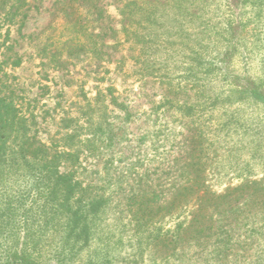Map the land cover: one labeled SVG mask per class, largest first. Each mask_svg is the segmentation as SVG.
<instances>
[{
    "label": "rangeland",
    "instance_id": "obj_1",
    "mask_svg": "<svg viewBox=\"0 0 264 264\" xmlns=\"http://www.w3.org/2000/svg\"><path fill=\"white\" fill-rule=\"evenodd\" d=\"M24 1L0 0L2 95L41 143L54 145L62 121L77 120L80 138L92 146L81 148L73 181L100 208L89 214L85 244L62 246L65 236L53 231L24 236L22 207L30 199L22 206V192L29 187L20 172L2 174L0 254L62 255L67 264H264V107L230 93L246 78L264 81V0H162L133 15L128 35L119 15L127 0H91L74 26L87 30L77 33L87 50H63L56 59L53 43L74 28L62 13L70 0ZM10 5L18 8L13 19L3 15ZM204 61L224 75L199 72ZM103 104L110 126L98 132ZM249 182L262 191L256 202L220 215L231 236L196 240L192 232L176 244L169 236L155 243V228L186 225L202 206L199 219L208 225L228 207L200 200L204 190L218 196ZM184 186L192 192L182 195ZM243 189L232 195L238 204L254 191ZM142 200L161 212L142 218ZM33 219L36 226L40 218Z\"/></svg>",
    "mask_w": 264,
    "mask_h": 264
},
{
    "label": "trees",
    "instance_id": "obj_2",
    "mask_svg": "<svg viewBox=\"0 0 264 264\" xmlns=\"http://www.w3.org/2000/svg\"><path fill=\"white\" fill-rule=\"evenodd\" d=\"M88 1L91 0H70L68 3V6H70L67 7V9L70 8V12H67L66 9H64V11L62 10L66 22L70 23L69 19L73 17L72 21H74V25H71L72 28L78 25L76 21L82 15L80 11L87 10L85 9V5ZM137 1L138 0H127L119 11V15L123 17L122 25L126 35H128L127 25L129 20H134L133 15L139 12L144 14L145 6L150 7L154 3L164 4L162 0H141L145 5L140 7L137 5ZM65 5L64 3V6ZM24 6L25 1L23 2L22 0V7ZM17 12L18 8H15L14 5H10L3 15L4 17L10 16V18L13 19ZM146 19L148 20L149 16H147ZM74 29L75 27L72 30L71 37L63 40L60 39L56 44L53 43L52 46H54L56 50L55 54L52 56L53 58L56 59V56L61 55L63 50L69 55L74 53V56L87 50L84 45L80 43V35H78L80 33L86 35L87 30L76 31ZM91 35L93 36L92 33ZM89 50L96 54H98L97 52L100 53V50L96 47ZM198 70L204 75H214V73L216 75L219 72L224 75L225 73L215 62L210 61L200 63ZM224 77L225 76H223V78ZM224 81L227 80L224 79ZM235 85V90L230 91L232 95L264 107V81L262 79L246 78L243 85ZM107 91L112 95V89H107ZM96 100H99V95ZM111 103L117 106V102L113 97ZM106 110L107 106L103 104L102 115L99 118V122L96 124V131L98 132L103 124L110 126L107 122ZM62 123V131L64 132L61 134L57 143L55 142L54 145L41 143L36 139L35 135L30 133L31 128L30 125H28L27 119L24 116L18 115L12 104L2 95L0 77V178L2 174L8 176V174L20 172V175H22V183L29 187L27 191L22 192V206L24 202L30 199L29 208L23 210L22 207V227L24 236H32L33 233L41 236L47 231H53L56 235L58 233V236H65L61 242L62 246H68L67 243L69 241V245L71 243V247H73L76 244H85L87 242L91 234L88 222L89 214L96 215L99 212L100 207L98 206L100 203L96 200H85L84 190L81 188V184L73 181L74 172L80 167V150L85 146L91 147V140H82L80 138V129L82 128L78 126L76 119H66L63 120ZM61 166L68 168L69 171L60 172ZM253 185H258V183L249 182L242 186L230 188L226 190L224 194L218 196L204 190L202 196H200V200H213L214 202L215 200L226 201L228 207L222 212L214 214V216L211 214L208 219V225H206V223L203 224L201 219H199L203 217L202 206L198 210V213L196 211V215H194L192 220L186 225H184V223H179L172 230L164 232H162L160 228H155L152 235L155 236V243L158 245V243H162V237L169 236V238L167 237V241L176 244L181 240V234H190L192 232L196 234V240L200 239L201 236H231V224L224 222L227 218H221L220 215L222 213L233 214L234 212H243L245 208L249 206V203L253 201L256 202L257 197L255 193H261L262 191L258 190L259 188ZM245 186L252 188L254 191L251 194L248 193V196L238 204L240 197L234 199L232 195L236 192H242L243 190L245 192V189H243ZM188 191L192 192V186L182 187L181 194ZM177 192L178 194L180 193L179 191ZM231 202H234V206L232 207L229 204ZM9 203L10 202H7L6 205H9ZM219 206H221V204L216 203L214 208L218 211ZM3 211H5V209ZM137 211L141 213L142 218L145 216L153 218L161 212V208L160 206L154 208L150 207L142 200V203L138 205ZM31 217L40 218L36 226H33L35 225V219L30 221ZM215 217H218V220H215ZM153 225L155 226V223H153ZM33 227H35V230H33ZM27 241H29V239H25L23 242L27 243ZM71 247L70 249H72ZM67 261L68 258L62 255L53 256L51 260H41L38 256H33L31 253L25 251H22V254L17 252L12 254H0V264H67Z\"/></svg>",
    "mask_w": 264,
    "mask_h": 264
}]
</instances>
